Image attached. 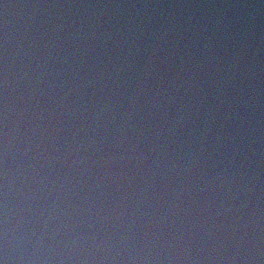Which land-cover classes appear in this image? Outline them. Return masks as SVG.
Masks as SVG:
<instances>
[{
  "label": "clouds",
  "instance_id": "1",
  "mask_svg": "<svg viewBox=\"0 0 264 264\" xmlns=\"http://www.w3.org/2000/svg\"><path fill=\"white\" fill-rule=\"evenodd\" d=\"M0 264H264V0H0Z\"/></svg>",
  "mask_w": 264,
  "mask_h": 264
}]
</instances>
